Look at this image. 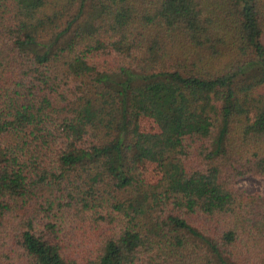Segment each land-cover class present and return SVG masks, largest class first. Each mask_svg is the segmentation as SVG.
Returning a JSON list of instances; mask_svg holds the SVG:
<instances>
[{
  "label": "trees",
  "instance_id": "trees-1",
  "mask_svg": "<svg viewBox=\"0 0 264 264\" xmlns=\"http://www.w3.org/2000/svg\"><path fill=\"white\" fill-rule=\"evenodd\" d=\"M248 175L264 0H0V264H264Z\"/></svg>",
  "mask_w": 264,
  "mask_h": 264
},
{
  "label": "rangeland",
  "instance_id": "rangeland-1",
  "mask_svg": "<svg viewBox=\"0 0 264 264\" xmlns=\"http://www.w3.org/2000/svg\"><path fill=\"white\" fill-rule=\"evenodd\" d=\"M142 128L149 130L153 127V123L148 120H144L142 123ZM139 168L142 173L143 179L152 183L156 180L155 173L153 171V166L146 162H140ZM236 188L245 194L249 195H263L264 194V177L248 175L244 178L239 179L236 182Z\"/></svg>",
  "mask_w": 264,
  "mask_h": 264
}]
</instances>
